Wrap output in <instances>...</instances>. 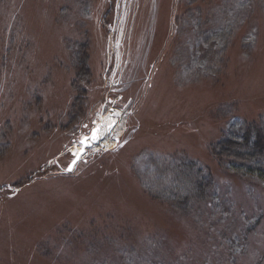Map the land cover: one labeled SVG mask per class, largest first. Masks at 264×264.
Returning <instances> with one entry per match:
<instances>
[{"label": "rangeland", "instance_id": "1", "mask_svg": "<svg viewBox=\"0 0 264 264\" xmlns=\"http://www.w3.org/2000/svg\"><path fill=\"white\" fill-rule=\"evenodd\" d=\"M190 1L0 0V264H264V186L212 151L264 125V0Z\"/></svg>", "mask_w": 264, "mask_h": 264}, {"label": "trees", "instance_id": "2", "mask_svg": "<svg viewBox=\"0 0 264 264\" xmlns=\"http://www.w3.org/2000/svg\"><path fill=\"white\" fill-rule=\"evenodd\" d=\"M76 1L79 2V0ZM197 1L199 0H191L190 3H196ZM182 2L189 6V0H182ZM214 7L218 8L216 6ZM189 9L190 11L188 12ZM189 9H185L180 13L181 20H191V25L187 28L188 31L185 32V35L191 36L193 34L194 36H196V42L193 44L194 52L204 54L206 58V56H208V51L211 50V48L214 47L213 45L216 44V39H214L213 36L209 34L214 33L216 30L224 28V25L221 24V18L218 15L219 10L217 13L213 12L212 14V11L210 9L203 10L202 12H200V9L197 8H194L193 11H191V8ZM85 15H89L88 10L85 11ZM218 22L219 24H217ZM180 29L178 32L180 34V37L178 34V38L182 42V33H180ZM225 31L226 30H223L222 32L225 33ZM225 36H227L225 39H223V37L221 36L220 38L226 41L227 38H229V40L231 41L232 35H229V31L226 32ZM200 38L201 40H199ZM204 48L205 50L203 51ZM53 74L57 75V73ZM58 76H64V74L60 73L58 74ZM213 149L214 150L212 151L214 156L219 160V163L223 168L232 172H236L245 180H254L264 186L263 124L260 125V123L256 122L247 123L245 121L243 123L242 129L238 133L223 138L219 143L218 148L216 149V147H214ZM198 182L199 184L197 185V196L199 199L205 201L203 198H207L208 188L204 182L200 180H198ZM170 190H173V188H171ZM154 196H158L162 200H171V196H168L167 194L163 197L162 192H157V194H155ZM214 216H216V214H214ZM43 252L46 253V250H44Z\"/></svg>", "mask_w": 264, "mask_h": 264}, {"label": "bare ground", "instance_id": "3", "mask_svg": "<svg viewBox=\"0 0 264 264\" xmlns=\"http://www.w3.org/2000/svg\"><path fill=\"white\" fill-rule=\"evenodd\" d=\"M57 73L60 74V72ZM111 115V114H110ZM112 116H115L112 118ZM112 114L111 116H107L104 118L102 122L97 123L95 126L96 135L94 137V134L89 138H86L83 140L82 145L78 148L79 150H76V154H81L83 152V149L87 145H93L95 146V150L97 148H109L114 143L112 140L113 134L118 130L119 124H120V116ZM112 136V137H111Z\"/></svg>", "mask_w": 264, "mask_h": 264}, {"label": "snow or ice", "instance_id": "4", "mask_svg": "<svg viewBox=\"0 0 264 264\" xmlns=\"http://www.w3.org/2000/svg\"><path fill=\"white\" fill-rule=\"evenodd\" d=\"M95 135H96V134L94 133V137H95ZM82 142H83V141H82Z\"/></svg>", "mask_w": 264, "mask_h": 264}]
</instances>
